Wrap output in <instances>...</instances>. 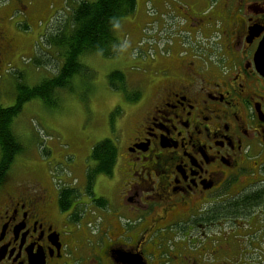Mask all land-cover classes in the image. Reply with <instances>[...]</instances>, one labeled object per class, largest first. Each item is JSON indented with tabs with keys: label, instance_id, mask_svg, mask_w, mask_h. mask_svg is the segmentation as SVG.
Here are the masks:
<instances>
[{
	"label": "flooded vegetation",
	"instance_id": "af4514ba",
	"mask_svg": "<svg viewBox=\"0 0 264 264\" xmlns=\"http://www.w3.org/2000/svg\"><path fill=\"white\" fill-rule=\"evenodd\" d=\"M153 2L174 35L144 60L117 177L65 209L68 185L0 188V264H264V0ZM47 10L0 11V68L31 50L17 18Z\"/></svg>",
	"mask_w": 264,
	"mask_h": 264
},
{
	"label": "rangeland",
	"instance_id": "374dc122",
	"mask_svg": "<svg viewBox=\"0 0 264 264\" xmlns=\"http://www.w3.org/2000/svg\"><path fill=\"white\" fill-rule=\"evenodd\" d=\"M5 1L0 0V3ZM24 1L28 0L19 2ZM66 1L72 4L70 0ZM35 4V8L39 5V10L43 8L50 10L47 11L51 12L52 16L47 25L56 24L54 20L56 17L67 18L68 12L64 10L63 0H37ZM157 4L160 6L159 3ZM157 4H154L153 0H136L134 13L123 17L122 25L118 24L115 28L120 47L114 56L83 54L80 61L87 67L88 76L82 77L81 80L79 76L74 78L72 89H58L53 95L56 103L48 105L40 98H31L24 103L10 124L23 150L15 155L10 168L2 178L0 185L2 191L30 185L33 180H45L55 186L68 185L69 188L76 186L80 191H84L86 187L83 179L78 180L79 176L84 173L91 147L104 138H110L117 146V164L113 169V175L117 177L129 128L137 120L138 112L132 109L133 105L119 90H114V87L109 85L107 78L110 72L121 70L125 74L126 87L129 90L144 89L145 96L148 94L143 84L151 75L149 71L153 69L145 70L144 60L148 59L150 50L158 51L160 42L168 48L166 38L169 35L166 37L163 34L165 31L170 32V36L174 35L169 22L165 23L170 30L164 29L163 33L160 32L161 30L153 32L155 26L151 25V22L161 12L157 11L159 10ZM61 7L62 10L59 12ZM35 13L43 17L42 12L35 11ZM36 15H31L27 30L23 29L22 23L18 25L19 30L28 33L30 37L46 26L43 21L37 22ZM150 27L154 29L150 31ZM195 39V47H202L211 40V38L200 40L197 37ZM42 47L47 48V46ZM48 51L52 54L53 64L45 68H36L30 61V65L27 64L28 62H23L25 57L28 61L27 56L31 53L29 51L16 54L20 62V66L17 63L16 69L20 70L3 67L0 73L2 107L14 104L16 85L20 84L19 81L33 86L54 75L50 69L55 70V63L62 59V56L56 47L48 48ZM102 189L101 184L93 186V191L95 190L96 193H100Z\"/></svg>",
	"mask_w": 264,
	"mask_h": 264
},
{
	"label": "trees",
	"instance_id": "16d2710c",
	"mask_svg": "<svg viewBox=\"0 0 264 264\" xmlns=\"http://www.w3.org/2000/svg\"><path fill=\"white\" fill-rule=\"evenodd\" d=\"M70 1L72 4L65 1L68 4L64 8L68 12L67 18L56 17L54 19L56 24H46L39 40L35 43L29 60L32 66L39 69L45 68V66L53 64L52 54L48 51V48L56 47L59 49L62 59L55 63V70L50 69L54 72V75L33 86L19 81L20 84L16 83L14 104L8 107L0 105V184L15 155L23 150L10 127L13 117L20 112L24 103L31 98H40L48 105L56 103L53 95L58 89H72L71 84L74 78L79 76V80H81L82 77L88 76L87 67L80 61L83 54L94 53L102 57L114 56V53L120 47L115 28L122 22L123 17L134 13L136 7V0ZM16 2L19 1L6 0L4 3H0V11L11 10L13 7L21 5L20 2L19 4H16ZM17 19L16 30H19V23L24 25V30L28 29L21 15ZM42 46H47V48L44 49ZM16 56L9 59L10 64H4L0 68V72L4 66L9 69H16L17 63L20 66ZM13 63L14 65H12ZM27 64L30 65L29 62ZM108 75L109 85H112L114 90L123 93L126 100L134 102L133 100L139 98L140 93L137 89L131 91L126 87L123 71L114 70ZM133 92L134 95H132ZM117 155V146L110 138H104L91 147L84 167L85 192L88 191L89 194H92L93 184L98 174H111L113 172ZM77 191L76 186L63 187L60 190L58 204L61 209L67 208L71 201L76 200Z\"/></svg>",
	"mask_w": 264,
	"mask_h": 264
},
{
	"label": "crops",
	"instance_id": "0c3cea01",
	"mask_svg": "<svg viewBox=\"0 0 264 264\" xmlns=\"http://www.w3.org/2000/svg\"><path fill=\"white\" fill-rule=\"evenodd\" d=\"M36 1H37V0H33V1H32V4L36 3ZM121 25H122V24H121Z\"/></svg>",
	"mask_w": 264,
	"mask_h": 264
}]
</instances>
